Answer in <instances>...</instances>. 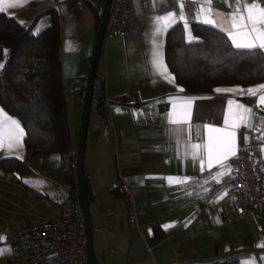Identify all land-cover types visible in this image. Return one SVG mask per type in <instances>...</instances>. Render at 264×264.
Masks as SVG:
<instances>
[{"label":"crops","instance_id":"crops-1","mask_svg":"<svg viewBox=\"0 0 264 264\" xmlns=\"http://www.w3.org/2000/svg\"><path fill=\"white\" fill-rule=\"evenodd\" d=\"M183 4L181 19L177 0H136L137 31L106 38L103 45L97 73L105 83L106 113L100 116L93 101L95 129L86 155L100 264H245L253 259L264 264V246H260L264 245V210L237 218L228 204L226 186L241 147L257 146L264 154V105L258 106L257 99L264 90L257 96L239 91L264 83L216 87L201 95L187 93L167 64L169 31L181 24L187 42H196L193 25L199 24L222 32L231 42L224 29L229 28L234 0H212L208 17L215 25L201 22L205 16L197 14L194 0H183ZM0 6L6 8L0 14L15 18L34 35L51 25L48 11L57 12L65 99L67 104L75 103L73 93L89 75L98 34L87 0H27L23 6ZM169 13L176 14V19L168 26L156 20ZM153 51H159L168 79L151 63ZM7 58L5 50L0 72ZM237 105L252 109L251 120L236 119ZM3 113L15 119L4 109ZM23 130L19 149L9 150L7 139L0 147V160H18L31 170L23 175L0 168V249L6 250L0 254V264H11L13 259L8 229L61 218L77 204L71 202L65 181V170L77 165L76 142L71 137V157L37 158L28 151ZM228 148L236 155L225 157ZM168 177L186 179L181 183ZM120 181L135 197L138 226L129 222V206L114 189ZM155 225L165 238L151 245Z\"/></svg>","mask_w":264,"mask_h":264},{"label":"trees","instance_id":"trees-1","mask_svg":"<svg viewBox=\"0 0 264 264\" xmlns=\"http://www.w3.org/2000/svg\"><path fill=\"white\" fill-rule=\"evenodd\" d=\"M104 2L87 0L97 26ZM48 13L52 23L38 35L15 18L0 14V59L8 51L0 72V106L21 123L26 132L25 145L34 157L59 154L66 158L72 155L73 143L63 88L59 18L55 10ZM193 32L199 40L189 43L183 25L179 24L169 31L166 43L167 64L187 93L201 95L216 87L264 83V53L237 50L225 34L208 26L194 24ZM98 77L101 78L97 73ZM102 82V93L93 99L100 116L105 115L107 103L103 79ZM77 153L78 150L75 160ZM0 168L23 175L31 173L27 165L13 159L0 160ZM65 181L71 202L78 203L77 165L65 170ZM154 229L151 245L165 238L160 226L155 225Z\"/></svg>","mask_w":264,"mask_h":264},{"label":"built area","instance_id":"built-area-1","mask_svg":"<svg viewBox=\"0 0 264 264\" xmlns=\"http://www.w3.org/2000/svg\"><path fill=\"white\" fill-rule=\"evenodd\" d=\"M136 0H112L105 37H124L138 29ZM228 204L237 218L264 210V154L257 146L241 147L226 177ZM129 206V222L138 226L134 195L123 182L114 186ZM56 201L62 204L57 196ZM13 249L11 264H87L83 211L77 203L61 218H45L8 229Z\"/></svg>","mask_w":264,"mask_h":264},{"label":"snow or ice","instance_id":"snow-or-ice-1","mask_svg":"<svg viewBox=\"0 0 264 264\" xmlns=\"http://www.w3.org/2000/svg\"><path fill=\"white\" fill-rule=\"evenodd\" d=\"M27 0H0V5H6L8 8H13L17 6H23ZM198 5L197 14H204L205 18L201 21L205 24L215 25V21L208 17V14L212 12L211 2L212 0H194ZM177 5L181 9L180 18L183 19L182 10H183V0H177ZM5 7L0 6V12H4ZM176 19V14L169 13L163 17H156L157 21H163L164 26H168L171 22ZM229 28L224 29L227 31L228 36L231 40V44L237 50H246L248 53H255L257 51L264 53V0H234V9L229 14L228 19ZM160 28H157V31H160ZM189 36H191L189 30ZM194 39V38H193ZM154 68L157 69L159 74L165 79H168L169 73H167V67L163 64L160 59L159 51H153L152 61ZM2 67V65H0ZM162 69V70H161ZM174 80V77L172 78ZM171 82V81H169ZM182 90V89H181ZM264 90V85H258L254 88H249L247 90L240 89L239 91L243 92L244 95L257 96V93ZM217 92L227 91L232 92L236 89H216ZM194 99V98H189ZM258 106L264 105V94L257 96ZM231 103V101H229ZM236 119L243 121L245 116L249 120L252 118V109L246 108L243 105H237ZM242 109V112L239 111ZM171 123L179 124L186 123V121L180 120H171ZM24 135V130L21 127L19 121L7 117L3 113V109H0V147H3L5 140L8 141L9 150L19 149L22 144V137ZM264 139V137H262ZM192 147H199L198 145H193ZM231 155H236V151L232 148H228L224 155L225 157ZM203 161H201V164ZM168 180L176 179L179 182H183L186 178H166ZM0 239H3L0 237ZM264 246V245H260ZM5 249H0V254H3ZM264 259V257H262ZM245 264H255V260L246 261Z\"/></svg>","mask_w":264,"mask_h":264},{"label":"water","instance_id":"water-1","mask_svg":"<svg viewBox=\"0 0 264 264\" xmlns=\"http://www.w3.org/2000/svg\"><path fill=\"white\" fill-rule=\"evenodd\" d=\"M112 0H105L101 19L98 25V34L95 44V50L92 57L90 71L87 79L79 83V89L73 93V98L77 104L84 105L82 118V128L80 143L77 156V172H78V204L83 211L86 227L87 238V264H100L95 250L94 233L91 203L94 201V194L89 184L86 172V146L88 139V130L90 125L91 109L93 99H96L103 91V82L101 78H97V70L105 42V32L110 13Z\"/></svg>","mask_w":264,"mask_h":264},{"label":"rangeland","instance_id":"rangeland-1","mask_svg":"<svg viewBox=\"0 0 264 264\" xmlns=\"http://www.w3.org/2000/svg\"><path fill=\"white\" fill-rule=\"evenodd\" d=\"M67 110V122L69 127L70 136L76 142L77 150L80 143V136H81V128H82V118L84 112V105L75 103H68L66 106ZM95 118L96 112L94 106L91 109V116H90V125L88 130V139H87V146H86V155L90 152V146L92 142V136L95 129Z\"/></svg>","mask_w":264,"mask_h":264}]
</instances>
